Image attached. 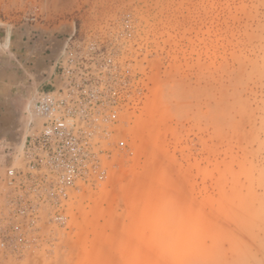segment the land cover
Wrapping results in <instances>:
<instances>
[{"label":"rangeland","instance_id":"obj_1","mask_svg":"<svg viewBox=\"0 0 264 264\" xmlns=\"http://www.w3.org/2000/svg\"><path fill=\"white\" fill-rule=\"evenodd\" d=\"M0 26L112 119L23 223L0 144V264H264V0H0Z\"/></svg>","mask_w":264,"mask_h":264},{"label":"built area","instance_id":"obj_2","mask_svg":"<svg viewBox=\"0 0 264 264\" xmlns=\"http://www.w3.org/2000/svg\"><path fill=\"white\" fill-rule=\"evenodd\" d=\"M86 84L84 81L78 86ZM104 96L103 91L56 84L32 92L24 110L27 130L23 145L20 150L7 146L12 160L19 158L23 163H11L5 171L11 221H26L24 215L43 200L41 190L61 192L64 185L94 174L95 129L108 128L112 120L100 116L106 102ZM105 173L100 170L97 176L102 178ZM46 182L49 186L44 185ZM4 244L0 239V246Z\"/></svg>","mask_w":264,"mask_h":264},{"label":"crops","instance_id":"obj_3","mask_svg":"<svg viewBox=\"0 0 264 264\" xmlns=\"http://www.w3.org/2000/svg\"><path fill=\"white\" fill-rule=\"evenodd\" d=\"M10 44V41H9ZM31 55V52H28ZM25 55V53H24ZM27 55V54H26ZM20 57V62H12L10 56L0 55V114H12V111L24 113V94L30 93L33 87L50 89L55 84V65L45 64V56L37 54L36 62L28 65L30 58ZM2 59V60H1ZM49 60V59H48ZM20 67L22 71H20ZM23 118V115H21ZM8 119L6 115V120Z\"/></svg>","mask_w":264,"mask_h":264},{"label":"water","instance_id":"obj_4","mask_svg":"<svg viewBox=\"0 0 264 264\" xmlns=\"http://www.w3.org/2000/svg\"><path fill=\"white\" fill-rule=\"evenodd\" d=\"M10 38L8 37L7 30L0 26V46H3ZM6 115L8 119L6 120ZM0 114V144L6 141L14 149L18 147L20 136L18 130L24 127L25 118H21L22 112L12 111V114Z\"/></svg>","mask_w":264,"mask_h":264},{"label":"bare ground","instance_id":"obj_5","mask_svg":"<svg viewBox=\"0 0 264 264\" xmlns=\"http://www.w3.org/2000/svg\"><path fill=\"white\" fill-rule=\"evenodd\" d=\"M4 46H5V45H4ZM37 89H38V88H37ZM31 94H32V93L30 92L29 96L27 97V99H26V101H25V107H26V104H28L29 101H30ZM25 107H24V110H25ZM26 120H27V119H26ZM26 123H27V121H26ZM25 135H26V129H25V131H24V134H23V137H22L21 142L18 144V147H16L18 150H20L21 146L23 145V142H24V139H25Z\"/></svg>","mask_w":264,"mask_h":264}]
</instances>
